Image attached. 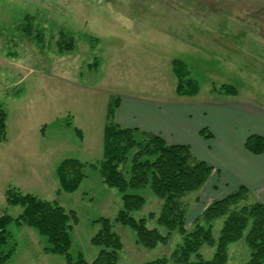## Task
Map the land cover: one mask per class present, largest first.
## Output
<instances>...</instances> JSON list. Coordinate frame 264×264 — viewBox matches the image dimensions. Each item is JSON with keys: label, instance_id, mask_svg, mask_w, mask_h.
Segmentation results:
<instances>
[{"label": "rangeland", "instance_id": "1", "mask_svg": "<svg viewBox=\"0 0 264 264\" xmlns=\"http://www.w3.org/2000/svg\"><path fill=\"white\" fill-rule=\"evenodd\" d=\"M61 31L74 38L73 49L56 51ZM38 33L39 41L33 36ZM171 58L186 63L199 85L198 97H232L216 90L229 84L239 97L264 102V0H0V109L6 124L0 140V215L16 217L22 211L21 205L6 202L8 189L29 192L75 212L73 259L78 253L87 261L95 257L98 247L90 238L99 227L95 220L104 216L122 242L119 264L157 257L181 264L171 258L182 239L176 229L166 241L146 247L132 228L114 221L120 192L106 185L98 170L109 102L119 103L128 93L159 98L168 92ZM68 157L86 163V175L73 192L58 190L56 178L58 164ZM208 178L183 197L187 228L217 199ZM140 192L146 201L132 212L135 218L160 206L149 188ZM250 200L242 198L231 209ZM222 221L213 220L215 236ZM147 225L157 224L150 219ZM8 228L17 246L2 264H65L63 255L43 250L46 239L36 228L13 221ZM246 228L227 245L225 264L249 260ZM213 250L202 247L207 258Z\"/></svg>", "mask_w": 264, "mask_h": 264}, {"label": "trees", "instance_id": "2", "mask_svg": "<svg viewBox=\"0 0 264 264\" xmlns=\"http://www.w3.org/2000/svg\"><path fill=\"white\" fill-rule=\"evenodd\" d=\"M27 34L31 33L27 31ZM33 36L41 40L40 33ZM55 44L57 52H66L75 45L74 38L65 35L64 31ZM171 64L176 77V93L179 96L198 93L199 85L190 76L186 63L174 58ZM216 90L223 94H237V89L229 84H222ZM114 104L118 105V99H112L108 104L103 129L104 157L98 164L101 180L120 192L122 204L114 221L132 228L137 241L146 247L166 241L171 231L176 229L182 239L172 250L171 258L181 264H225L227 245L240 239L248 226L244 238L250 249V258L246 264H264V204L253 199L249 204L231 209L238 200L251 197L248 188L240 185L227 195L212 200L195 218L193 227L187 228V203L183 197L203 186L213 166L197 157L188 144L170 143L160 134L116 123L113 119ZM5 133V111L0 109V140L5 138ZM200 133L205 137L211 135L205 128ZM244 146L252 153H261L264 151V137L250 134ZM129 153H132L131 157ZM85 164L77 158L62 159L56 168L58 190L75 191L86 175ZM144 188H149L160 200V206L158 211L135 218L132 212L140 209L146 201L140 192ZM5 196L7 203L21 205L22 211L16 217L7 213L0 215V264L16 250L17 242L8 228L12 221L16 225L36 228L46 239L43 250L63 255L65 264H119L118 250L122 242L109 218L101 216L95 220L99 227L90 238L91 243L98 247L95 257L87 261L78 253L73 259L69 252L70 230L77 220L73 210L65 209L54 199L13 188L8 189ZM220 217H223L222 225L215 236L213 220ZM150 219H154L157 225L148 226ZM160 226L167 228V232L163 233ZM203 246L214 248L210 258L204 256ZM144 264H166V259L157 257Z\"/></svg>", "mask_w": 264, "mask_h": 264}, {"label": "crops", "instance_id": "3", "mask_svg": "<svg viewBox=\"0 0 264 264\" xmlns=\"http://www.w3.org/2000/svg\"><path fill=\"white\" fill-rule=\"evenodd\" d=\"M172 59L168 92L160 99L157 93L153 97L123 94L113 119L122 126L160 134L167 142L188 144L197 157L213 166L207 184L215 198L244 185L253 199L264 204V151L255 154L244 146L250 134L264 137V102L239 97V93L221 99L198 97V93L179 96ZM202 128L211 135L203 136Z\"/></svg>", "mask_w": 264, "mask_h": 264}]
</instances>
